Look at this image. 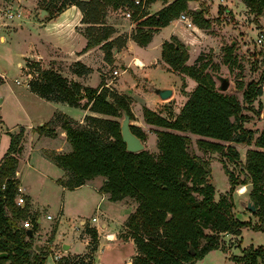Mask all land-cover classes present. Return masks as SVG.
I'll use <instances>...</instances> for the list:
<instances>
[{"label": "trees", "instance_id": "trees-1", "mask_svg": "<svg viewBox=\"0 0 264 264\" xmlns=\"http://www.w3.org/2000/svg\"><path fill=\"white\" fill-rule=\"evenodd\" d=\"M153 1L157 0H139L136 5L133 0H41L39 9L52 17L75 6L81 13V24H87L81 32L85 39L82 52L101 44L108 63L112 61L110 50L120 48L124 42L111 39L114 29L103 22L107 7L130 12L131 19L136 20L132 39L141 47L149 43L156 30L182 14L188 15L197 28H208L200 12L188 10L190 0H158L163 6L149 14L143 7ZM240 1L255 17L264 13V0ZM185 48L174 36L161 44L160 57L166 69L196 82L185 95L179 112L173 119H167L142 108L145 123L165 129L156 133L157 155L145 149L136 153L125 150L119 121L114 118H121L124 110L132 119L128 96L108 90L102 82L92 87L68 79L56 70H41L37 61H28L24 67L26 73L31 74L26 85L32 93L50 102L105 116H85L80 124L58 114L36 129L38 134L55 137L53 125L57 117H61L60 130L65 133L66 151H41L45 159L63 171L57 184L72 190L95 177H102L98 191L105 194L108 201L127 198L135 202L120 233V237L130 239L135 248L130 264H194L211 250H224L220 240L222 233L239 235L241 228L249 227L264 234V115L262 129L253 137L255 132L243 126L250 117L242 113L243 104L253 110L254 100L262 93L264 75L241 85L239 101L235 95L218 91L213 80L216 74L205 72L208 63L195 66L199 55L193 64H186ZM231 54L230 46L225 50L224 62H228ZM89 72L80 61L72 62L69 67V73L77 77ZM2 83L4 78L0 76ZM130 130L144 141L145 135L139 127L130 125ZM22 132L20 128L15 134L8 133L9 145L0 159V183L4 181V188L0 190V255L4 256L0 257V264H43L48 252L39 245V249H35L37 244L32 241L37 232V217L30 218L32 234L27 236L19 225L27 216V203L23 207L14 204L18 184L14 174ZM188 134L207 138L196 141L198 149L219 153L237 168L235 174L220 161L228 190L216 201L214 188L208 182L209 164L190 151ZM251 144L255 148L248 149L241 162L235 145ZM246 184L251 185L248 197L258 222L254 225L238 221L232 212L231 192L235 186ZM82 230L89 237L86 251L65 255L55 264H93L96 230L87 224ZM230 259L240 264H264V245L243 248L240 255Z\"/></svg>", "mask_w": 264, "mask_h": 264}, {"label": "rangeland", "instance_id": "rangeland-1", "mask_svg": "<svg viewBox=\"0 0 264 264\" xmlns=\"http://www.w3.org/2000/svg\"><path fill=\"white\" fill-rule=\"evenodd\" d=\"M40 1H0V35L4 38L3 42L0 41V75L4 78V83L0 85V102L1 98L6 101L0 110V116L3 117V122H0V130H14L16 133L19 131L18 127L17 129L14 127L19 120L14 106V95L25 93L23 92L22 81L25 80L26 70L24 67L27 66L28 61H37L41 70L53 69L67 77L70 75L69 67L72 62L68 63L66 60L83 62L90 69V72L82 77L84 85L95 87L102 82L108 90H113L129 97V109L132 114V119L129 120V123L139 127L144 133V149L154 155L158 153L155 141L156 133L165 129L149 125L143 120L142 108L144 105H142L139 97L142 92L144 94L147 91L145 79L150 81L148 84L154 86L167 85L173 88L175 92L173 96L160 100L153 105V108H155L154 112L167 119L175 117L186 100L185 95L196 85L194 80L187 76L181 77L167 70L162 66L161 62H158L161 59L162 40H169L172 35L178 40L186 41L185 44L182 41L181 43L184 47L186 46L185 49L188 53L187 64H193L195 58L199 55L200 59L195 66L201 63H208L205 72H214L216 74L213 77L216 86L219 85L220 78L228 80L227 89L218 91L235 95L239 101H241V85L249 81H256L261 75H264V49L257 47L254 41L257 32L264 33V13L259 17H255L240 0H190L194 2L195 8L190 9L188 1V10L190 12H200L202 17L207 20L208 28L196 29L193 26L190 29L180 21H172L167 29L155 33L150 43L145 47H140L133 43L132 37L136 28V20L131 19L130 12L124 8L112 10L107 7L103 14V22L114 29L111 39L118 38L124 42L120 48L110 50L111 63L106 62L105 50L101 48V44L91 48L86 58H84L85 60H74L76 51L80 49V40L76 38L69 40V30L63 26V23L65 21L77 22L79 20V11L75 7L67 8L59 14L57 19H52L47 21V24L39 25L36 23L38 17L42 20L47 17V15L43 17L38 15ZM153 2L145 4L143 10L151 14L159 10L158 4L152 5ZM8 7L10 8L9 10ZM219 8L221 10L218 12ZM7 10L12 13V17H7L5 14ZM18 11H20V17L14 18ZM126 13H129V17L125 15ZM188 18V20H191L189 16ZM58 20H63V22L55 28L54 23ZM86 26L87 24H81L80 32ZM127 43L133 45L126 46ZM188 45H190L189 49L187 48ZM230 46L232 47V54L228 62H224L225 50ZM56 51L61 52L66 60H64V56ZM132 55L138 56L146 67L137 69L133 66L135 62L132 59ZM38 56L40 57L36 58ZM130 56L131 61L128 63L126 61ZM151 60H154V63ZM18 63L19 65H17ZM114 70L118 72L117 75L113 74ZM14 79H18L21 83L16 85ZM10 89H13L15 94ZM261 89V95L252 104L253 110H250L246 104H243L242 109V113L250 117L248 121L243 123V126L255 132L253 137L257 136L263 125L264 82L261 84ZM58 105H62L63 112L66 114L65 117L76 121L81 117L82 111L79 108L70 107L66 104ZM156 105L158 106L156 107ZM258 105L261 108H258ZM10 108L12 111L9 110ZM256 111H259V114ZM114 119L120 121L119 117ZM60 126L61 117H57L53 127L58 130ZM22 131L19 143L21 148L26 146L35 147L36 141H30L28 133L24 129ZM33 132L37 133V129H33ZM38 135L40 137L43 136L41 134ZM188 136L191 141L190 151L209 164L208 182L214 188V200L216 201L219 195L224 194L228 189L227 178L222 170L220 161H223L225 167L235 174H237V168L219 153L203 152L198 149L196 141L198 139L206 140L207 138L193 134H188ZM2 144L3 141L0 140V151ZM252 144L235 145L241 162L245 159V152L248 149H253ZM62 148L64 150V146ZM27 153L29 164L34 166L38 153L32 148L29 151L27 150ZM22 163L24 162L21 161ZM54 167L56 168V166ZM56 169L61 171L59 168ZM21 171L31 189L33 205H30L31 209L27 208V216L23 221H19V225H22L25 220L30 221L32 216L39 219L37 232L32 241L48 251L43 264H55L53 254L65 252L62 244L69 245L71 252H84L86 249V240L82 234L84 224L90 226L99 225L103 220V217L94 209L95 203L88 204L93 202L89 200L91 198V189L88 184L91 183L88 182L86 183L87 185L78 189L61 190L57 183L48 179H40L37 173L33 172L31 168H27L25 164H23ZM239 177L241 178L242 176L239 175ZM250 190L251 185L246 184L235 186L231 192L232 202H234V207L236 208L235 218L238 221H243V215L249 213L246 209V202L249 201ZM123 203L125 206L131 207V212L136 205L132 199L127 198L123 200ZM238 207H241L242 211H239ZM60 211L62 212L61 218L55 225L52 220L45 218L46 215L55 217ZM112 215L116 217L115 213H112ZM93 216L97 217L98 222H91ZM252 218L254 223L251 224H257V217L252 214ZM114 222L117 221H109L108 227L109 230L117 232L118 223ZM248 228H241L238 238L220 236L223 239L220 240L224 250H212L197 260L195 264H237L230 259L231 256L240 255L241 250L248 246L256 247L264 243V234L261 231H253ZM106 239L103 237L99 238L93 264H127V261L135 253L132 241L127 238H124L126 240L119 239L118 241H108ZM45 242H48L49 245H46ZM258 264L263 263L259 262Z\"/></svg>", "mask_w": 264, "mask_h": 264}, {"label": "crops", "instance_id": "crops-1", "mask_svg": "<svg viewBox=\"0 0 264 264\" xmlns=\"http://www.w3.org/2000/svg\"><path fill=\"white\" fill-rule=\"evenodd\" d=\"M2 2H3V0H2ZM161 3L162 2L157 0V1L153 2L152 5L153 4H158V6H159L158 8L160 9L163 6V4H161ZM193 4H194V2L189 1L188 6H189L190 9L191 8H195ZM70 7H75V6L71 5V6L67 7V8H70ZM66 9H64V10H66ZM39 13H40V10L38 12V15H39ZM59 14H57L55 16H52V17H46L43 20L38 17V20H36V23L39 24V25L47 24V21H50L52 19H57ZM149 14H151V13H149ZM19 17H20V11H18V14L14 18H19ZM80 20H81V13L79 11V20L77 22L71 23L69 21H65L63 23V26L68 28V30H69V36H70L69 40L70 39L73 40L74 38H76L77 40H80L79 41L80 49H78L76 51L74 60H76V59L85 60L84 58H86V56L88 55V53L91 50V49H89V50H87L85 52H82V48L85 45V39L82 36V34L80 32V29H79L80 26H81ZM172 21H178V22L180 21V22L184 23L186 27H188L186 25L187 21H185V20L177 18V19L172 20ZM172 21H170L166 26L161 27L158 30H156L152 34L151 39H152L153 35L155 33H157L158 31H162V30L167 29ZM62 22H63V20H58L57 22H55L54 23L55 28L60 26L62 24ZM193 26L197 29V27L194 24H192V23H191V25L188 28L191 29V28H193ZM151 39H150V41H151ZM3 40H4L3 36L0 35V41L3 42ZM150 41H149V43H150ZM163 41H165V40H162L161 44H162ZM179 41L181 42L182 40H179ZM185 42L186 41H182L183 44H185ZM133 43H135V42H133ZM130 45H133V44L127 43L126 46H130ZM189 46L190 45L187 46L188 49L190 48ZM143 47H145V46H143ZM56 52L58 54H61L62 56H64L61 52H58V51H56ZM39 57L40 56H38L36 58H39ZM63 58H64V60H66L65 56ZM132 59H134V62H135V60H138L140 62L141 65H136V63H133V66H135L137 69H143V68L146 67L145 63L141 59H139L138 56H133L132 55ZM76 61H79V60H76ZM130 61H131V56L129 58H127L126 62L129 63ZM66 62L71 63V62H74V61H67L66 60ZM151 62L154 63V60H151ZM158 62H161L162 66L164 68H166V65L163 63V61L161 59ZM81 63H83V62H81ZM186 64H187V61H186ZM17 65H19V63ZM65 77L68 78V79L77 81V82L81 83L82 85H84L82 83V82H84V79H82V77H77L75 75H72L71 73H70L69 77H67V76H65ZM20 83H18V84L15 83V84L19 85ZM148 83H150V81L145 79V86L147 88V91L144 92V94L142 92V95H140L139 99L142 101V105H144V107H146V108H148V109H150L152 111H155L154 110L155 108H153V105L157 104V102H159L161 99H159L155 94H153L149 90V86H154V85L148 84ZM154 87L170 88L172 90V95L171 96H173L175 94L173 88L170 87V86L157 85V86H154ZM23 90H24L23 92H25V93H21L20 95L19 94L14 95V99H15L14 100V104H15L14 106H15V109H16V112H17V118L19 119L16 122L17 124H15L14 127H16V129H17V127H18V129H20V128L24 129V131L26 133H28V135L30 136V141L31 140H34V142L36 141V146L35 147H31V146L27 147L26 146L24 148L23 147L21 148L20 153L17 155V168H16L17 170L15 171V173H17V177L16 178L18 180V183L25 189V193H26V201H25V203H27V208L28 207L30 208L31 207L30 205H33L32 204L33 203L32 202L33 201V197L31 196V189L29 187L28 181L22 175L21 169H22L23 164H25L27 166V168L33 169V172H36L37 176H39L40 179H42V180L48 179V180H50V181H52L54 183H57V180L63 177V171L62 170L60 171V170L56 169L57 167L55 168L54 167L55 165L53 166V164L51 162H49L47 159H45L42 156L41 151L42 150H55V151L62 152V151H66V149H67V145H66V141H65V133L62 130H60V129L57 130L55 128V134H56L55 137H48V136H41L40 137L38 135V133H34L33 132V129H35L37 126L42 125L43 123H46V122L52 120L55 115L59 114V115H64L65 116L66 114H64V112H63L64 110L62 109L63 108L62 105H58V104H65V103L50 102V101H47V100L37 96L36 94L32 93L28 89L26 83H23ZM10 91H12L15 94L13 89L12 90L10 89ZM5 102H6L5 99L1 98L0 110H1V107H3V105L5 104ZM157 106L158 105H156V107ZM8 108H9V106H8ZM9 110H11V108ZM80 110L82 111V113H81V117L79 118V120L76 121V120H73L71 118H69V119H71L72 121H74L76 123L82 124L83 123V118L85 116H96V117L101 116V117H105V116L90 112L88 110H82V109H80ZM0 122H3V117L2 116H0ZM18 123H20V124H18ZM8 133L15 134L16 131H14V130L11 131V130H8V129L0 130V140L3 141V144H2V147H1V151H0V159L2 158L4 153L6 152V150L8 148V145H9V135H8ZM63 146H64V150L62 148ZM30 148H32V150H35V152L38 153L37 160L35 161L34 166L30 165L29 164L30 163L29 159H27V156H28L27 150L29 151ZM252 148H255V147L253 146ZM21 161H23L24 163L21 164ZM102 181H103L102 177H95L94 179L88 181V182L91 183V184H88V185H90L89 188L91 189V191H90L91 192L90 193V197L91 198L89 200L93 201V202H89L88 204H94L95 203V206H94L95 211H98V213L103 217V220L101 221V223L99 225H92V226L88 225L89 227H92V228H94L96 230V234H97L96 250H97V246H98V242H99V238L100 237H103L104 239H106L105 236H109V237L112 236L113 238L106 239L108 241H118L119 239L126 240V239L120 237V233L122 232L121 229L123 228V223H124L126 217L131 212V207L125 206V204L123 203V200L119 201V202H110V201H108V199H107L105 194H103V193L98 191L99 187L102 184ZM57 185L61 188V190H67V189L63 188L61 185H59V184H57ZM85 185H87V184L85 183V184H83V185H81L79 187H76L74 189L81 188V187H83ZM239 203H240V201H239ZM238 208H239V211H242L240 209L241 207H238ZM235 210H236V208L234 207V202H233L232 212H233L234 217L236 215L235 214ZM248 212L249 213H246V214L243 215V218L245 220L243 219V221H241V222L254 223L253 222L254 219L252 218L251 212L250 211H248ZM60 213L62 215L61 211H60ZM112 213H115L116 217H114V215H112ZM114 220L117 221V222H114V223H118L117 232L109 230V227H108L109 226V221L113 222ZM91 222L92 223L98 222L97 217L93 216L91 218ZM253 231H255V230H253ZM240 233H241V229H240ZM82 234L85 237L86 244H87V242L89 240V237H88L87 234H84V233H82ZM239 235H232V234H229V233H222L220 236H228V237L238 238ZM220 239L223 240L221 237H220ZM128 240H130V239H128ZM53 245H54V243H53ZM261 245H264V243L261 244ZM261 245H259V246H261ZM62 247H63V250L65 252L64 253L56 252V253L61 254V255H66V254L67 255H72V254H82V253H84L86 251V249H85V251L82 252V253H74V252L70 251V248H69L70 246L69 245L62 244ZM95 251L92 254L93 258H94ZM211 251H209V252H211ZM131 259H132V257H131ZM131 259L127 261V264L131 263ZM237 264H240V263H237Z\"/></svg>", "mask_w": 264, "mask_h": 264}, {"label": "water", "instance_id": "water-1", "mask_svg": "<svg viewBox=\"0 0 264 264\" xmlns=\"http://www.w3.org/2000/svg\"><path fill=\"white\" fill-rule=\"evenodd\" d=\"M47 12L44 10H40L39 16L43 17L46 16ZM228 86V80L225 78L219 79V85L217 86L218 90L225 91ZM149 90L155 94L159 99L164 100L167 99L172 95V90L170 88H159L154 86H149ZM129 116L126 113V111H121V118L119 121V134L121 141L125 145V150L127 152L136 153L144 150V143L141 141L135 134H133L130 130V123H129ZM246 209L253 213L255 211L254 206L247 201L246 202ZM37 222H39V219H37ZM25 234L27 236H30L31 230H25ZM35 249H39L38 245H35ZM1 256H4V254H1Z\"/></svg>", "mask_w": 264, "mask_h": 264}, {"label": "built area", "instance_id": "built-area-1", "mask_svg": "<svg viewBox=\"0 0 264 264\" xmlns=\"http://www.w3.org/2000/svg\"><path fill=\"white\" fill-rule=\"evenodd\" d=\"M134 4H139V0H133ZM10 8L8 7V10ZM6 11L7 13H5L7 15L8 18L12 17V13H10V11ZM127 17H129V13H126L125 14ZM179 19H182V20H185L187 21L186 22V25L189 27L191 25V21L190 20H187V16L185 15H180L178 17ZM255 44L257 45V47L261 48V49H264V33L263 32H257L256 35H255ZM113 74L114 75H117L118 72L116 70L113 71ZM31 78V74L29 73H25V80H23L22 82L23 83H26L27 80H29ZM15 83L18 84L20 83V81L18 79H15ZM15 177H17V173L14 174ZM4 188V181H2L0 183V190H2ZM25 201H26V193H25V189L18 183L17 186H16V193H15V197H14V204L16 206H20V207H23L25 205ZM45 218L47 220H52L53 221V224H57L59 219L61 218V213H57L55 215V217H52L50 215H46ZM22 228H24L25 230H28V229H31L32 227V224H31V221L29 220H25L23 223H22ZM46 245H49L48 242H45ZM63 255L61 254H58V253H54L53 254V259L55 262L59 261L61 258H62Z\"/></svg>", "mask_w": 264, "mask_h": 264}, {"label": "bare ground", "instance_id": "bare-ground-1", "mask_svg": "<svg viewBox=\"0 0 264 264\" xmlns=\"http://www.w3.org/2000/svg\"><path fill=\"white\" fill-rule=\"evenodd\" d=\"M135 63H136V65H141L140 62H139L138 60H136ZM241 193H242V192H241ZM105 237H106L107 239H108V238H109V239L113 238L112 236H110V237H109V236H105Z\"/></svg>", "mask_w": 264, "mask_h": 264}]
</instances>
